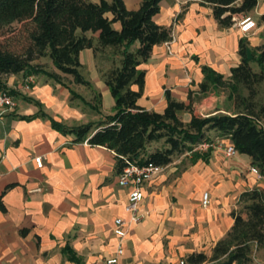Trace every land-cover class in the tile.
Listing matches in <instances>:
<instances>
[{"label": "crops", "instance_id": "0c3cea01", "mask_svg": "<svg viewBox=\"0 0 264 264\" xmlns=\"http://www.w3.org/2000/svg\"><path fill=\"white\" fill-rule=\"evenodd\" d=\"M124 2L129 10H137L143 0ZM160 6L155 22L172 29L173 43L155 46L151 59L141 66L147 79L139 104L163 112L170 91L176 100L192 102L197 116L234 115V103L220 88L200 92L202 69L211 67L229 80L242 60L241 40H247L251 49L264 46V26L244 34L239 15L232 26L223 27L207 0H163ZM253 14L259 18L264 14V0L248 16ZM80 61L92 86L83 91L69 86L85 101L45 75L8 79L17 107L0 108V264H78L70 259V250L81 264H99L115 255L120 245L125 249L124 264H178L195 253L211 256L232 229L233 212L243 194L264 187L250 172L251 158L239 153L228 157L216 148L209 162L164 170L144 186L146 218L131 224L120 239L114 233L115 220L130 218L126 212L130 189L119 185L115 153L76 142L75 135L63 134L52 124L54 120L67 127L97 125L114 113L115 100L103 74L117 59H102L87 49ZM105 61L108 68L101 65ZM98 95L99 105L94 102ZM180 116L185 122L192 119L189 112ZM37 157L44 159L42 168ZM205 193L210 195L206 207Z\"/></svg>", "mask_w": 264, "mask_h": 264}, {"label": "trees", "instance_id": "16d2710c", "mask_svg": "<svg viewBox=\"0 0 264 264\" xmlns=\"http://www.w3.org/2000/svg\"><path fill=\"white\" fill-rule=\"evenodd\" d=\"M163 0H143L139 9L129 10L124 0H0V36L15 24H27L29 46L12 52L0 43V90L10 91L5 77L10 75H45L70 89L74 98H84L70 88L63 76H69L77 85L91 87L82 74L80 55L93 49L98 55L110 48L121 59L103 74L114 100L112 115L97 125L90 123L67 127L52 120L53 127L63 134H73L76 142L103 146L115 153L117 170L122 172L129 164L144 165L149 162L167 167L176 155L190 153L192 161L209 162L213 148L207 152L194 151L207 142L208 132L215 131L229 139L237 152L247 155L252 166L264 175V106L253 99L257 86L264 83V46L251 49L247 40L240 42L239 66L232 76H224L211 67L204 66V82L200 92L227 86L229 100L236 108L234 115L216 114L205 118L195 115L193 104H186L166 92L167 107L163 112L148 110L139 104L144 96L147 72L141 66L147 63L155 46L172 39V29L158 25L155 17L161 12ZM262 0H207L214 6L216 20L223 27L235 23V17L252 13ZM264 21V14L260 17ZM116 24L121 28L117 29ZM89 33L99 34L98 38ZM48 57L55 71H49L38 60ZM260 67L254 71L252 63ZM248 91V96L241 90ZM99 104L101 95H98ZM192 100V96H190ZM100 112L99 106L94 107ZM180 112L192 114L185 122ZM46 117L47 115H42ZM164 141V148L149 152L154 143ZM252 204L248 217L233 212L235 223L213 249L212 255L195 253L187 258L188 264H253L254 247L264 246V191L254 189L243 194ZM72 261L81 264L74 251H69Z\"/></svg>", "mask_w": 264, "mask_h": 264}, {"label": "built area", "instance_id": "2783aa9c", "mask_svg": "<svg viewBox=\"0 0 264 264\" xmlns=\"http://www.w3.org/2000/svg\"><path fill=\"white\" fill-rule=\"evenodd\" d=\"M239 29L244 34H250L258 28V23L256 20L248 15H244L238 22ZM172 40V39H171ZM170 40V41H171ZM173 43V41L168 44ZM32 79L28 78L26 80V88H30ZM17 107V101L13 95L8 91L0 90V108L14 110ZM215 147L214 145L204 142L196 146L194 151L207 152L210 148ZM226 155L228 157H234L238 154L233 144H228L225 148ZM190 154V153H189ZM35 162L39 168L43 167L44 159L43 157L35 158ZM165 170V167L158 166L155 163L149 162L144 165H138L136 163L129 164L122 172L119 174V185L121 187L129 188L130 193L128 197V204L126 207V212L129 214V220L124 218H117L115 220L114 233L120 239H124L128 234V228L133 223H139L144 220L147 213L143 209L144 202V186L160 175ZM250 172L254 174L258 180L264 184V175L260 172L259 168L252 166ZM210 195L205 193L203 197V205L206 207L209 205ZM125 254V249L123 245H120L116 254L110 258L105 259L99 264H124L123 256ZM178 264H188L185 259L179 261Z\"/></svg>", "mask_w": 264, "mask_h": 264}, {"label": "rangeland", "instance_id": "374dc122", "mask_svg": "<svg viewBox=\"0 0 264 264\" xmlns=\"http://www.w3.org/2000/svg\"><path fill=\"white\" fill-rule=\"evenodd\" d=\"M252 17L256 20V22L258 23V26H260V27L264 26V21H262L258 16L253 14ZM0 43H2L4 48H6L12 52H19L23 48L29 46L27 24H15L11 28L6 29L4 36H0ZM257 48H259V47L258 46L253 47L252 49L255 50ZM98 56L101 57L102 59H107L109 56H111V57H114L115 59H117V62L121 59L120 54L115 52L114 50H112L110 48L99 53ZM37 63H39L40 65H42L43 67H45L49 71H52L54 69V67L51 64V60L48 57L38 60ZM114 64L115 63L112 64L111 68H113ZM101 65L104 68H108L109 63H107V61H105V63L101 62ZM252 67H253L254 71H256V72L260 71L259 65L254 63V62L252 63ZM9 78H10V76L5 77L6 84H7ZM63 78H64V81L68 85H70L72 88L78 89L79 87H81V91L85 90L84 86H82V85L78 86L77 84H75L71 77L63 76ZM220 91L225 93L228 96L230 94V90L227 86L221 87ZM241 94L244 96H248L249 93L247 90L242 89ZM253 101L259 107L264 106V83L257 86V95L253 99ZM94 102L97 105H99V101L96 98H95ZM235 110H236V108L233 109V111H235ZM199 117L205 118L204 116H199ZM181 118L184 120L183 117H181ZM262 125L264 127V120L262 121ZM206 136L209 139L207 142L215 146V147H213L214 150L216 148H219L223 151L224 155H226L225 148L228 145V143L225 142V140H226L225 137H223L221 134H219L215 131L208 132L206 134ZM164 146H165L164 141H161L159 143H154L150 146L149 152H153L157 149L164 148ZM191 168H192V155L185 153L182 155H176L174 157L173 163H171L169 166L165 167V172H167V170H169V169H179L178 171H181L182 169H191ZM204 168L206 169V167H204ZM255 189H258V188H255ZM259 190L264 191V187L260 188ZM251 204H252V202L249 199L241 198L237 212H239L244 218H247L248 217V215H247L248 209L247 208ZM252 258L254 261L253 264H264V246L263 247L255 246L254 250H253Z\"/></svg>", "mask_w": 264, "mask_h": 264}]
</instances>
